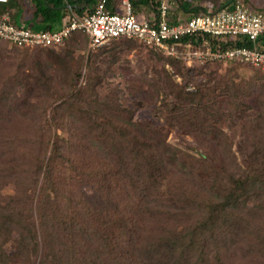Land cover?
<instances>
[{
  "label": "trees",
  "instance_id": "1",
  "mask_svg": "<svg viewBox=\"0 0 264 264\" xmlns=\"http://www.w3.org/2000/svg\"><path fill=\"white\" fill-rule=\"evenodd\" d=\"M140 1L130 0L134 12ZM228 1L224 0V5ZM238 1L251 3L232 0L230 4ZM29 2L32 13L22 0H10L6 8H16L15 18L25 9L24 13L30 15L28 21L46 29L54 28L66 6L65 0ZM118 4L119 0H108L107 8L120 12ZM155 4L159 9L160 2L155 0ZM79 35L90 39L88 33L76 31L60 46ZM116 40L137 39L110 41ZM261 41L264 43V36ZM247 45L252 46V42ZM150 47L185 64L189 73L203 65H189ZM66 57L69 61L65 65H69L74 56ZM98 69L90 66L89 80L83 88H77L72 77L65 98L64 88L58 93L52 76H34L33 83L26 78L13 79L27 92L10 119L26 125L16 130L0 128V264L30 258L40 249L29 206L30 191L36 186L40 187V224L49 237L46 256L50 264H226V254L238 242L233 237L235 213L244 210V199L250 192L247 184L255 180H248L240 174L241 167L231 162L230 170L224 163L213 164L205 154L197 157L172 145L167 141L164 123L135 119L133 109L121 104L120 84L107 86ZM190 77L181 84L172 76L164 80L169 91L159 111L170 124L175 122L179 129L191 133L216 134L222 133L216 122L245 112V84L232 76L220 80L210 76L199 81L195 90H189L188 85L194 83V76ZM104 87H110L109 91L100 95ZM216 94L218 99L214 100ZM72 95L85 101L91 98L95 100L91 103L101 108L90 107L84 114H75L68 136H61L59 130L65 125L59 123ZM224 102L226 106H222ZM229 102L234 111L229 109ZM39 130L43 131L37 138ZM11 182L14 193H7L5 188ZM50 192L53 196H48ZM256 209L264 212L260 204ZM9 243L16 244L15 251L7 250ZM249 246L251 255L244 256L264 261L262 238ZM233 257L235 263L246 258Z\"/></svg>",
  "mask_w": 264,
  "mask_h": 264
},
{
  "label": "rangeland",
  "instance_id": "2",
  "mask_svg": "<svg viewBox=\"0 0 264 264\" xmlns=\"http://www.w3.org/2000/svg\"><path fill=\"white\" fill-rule=\"evenodd\" d=\"M29 1L22 0V4L27 6L29 13H32L33 7L30 6ZM249 2L251 3L244 5L252 11L264 12V0H249ZM15 10L13 12H16ZM66 54L74 56V60L71 59L69 65H65L69 61ZM90 66L100 68L98 73L100 76H105L104 83L107 86L112 83L120 84L121 104L133 109L135 119H151L156 123H164L169 143L188 150L197 157L205 154L212 159L210 162L216 165L224 163L229 169L231 164L240 166V174L247 176L248 180L250 177L251 180H255L247 184L250 192L244 199L243 204H246L244 210L239 213L240 216L235 213L237 218L234 217V220L237 224L234 226L233 237H237L238 242H234L231 250L226 254V257L228 256L226 264H248L249 260H251L249 264H264L262 259L244 256L251 255L249 243L259 238L264 241V212L256 209L259 204L264 207V68L235 61H208L189 73L185 64L174 61L172 57L139 40H116L93 46L88 36L79 35L54 49L18 47L0 41V128L9 126L16 130L19 126L26 125L22 121L17 122L15 118L10 119L19 99H23L27 92L26 87L14 84L13 79L23 81L26 78L33 83L34 76H52L57 81L55 84L57 92L61 93V88H64L62 92L65 95L62 97L65 98L72 77L77 88L87 85ZM167 76H172L180 84L190 80L192 78L190 76H194L192 81L194 83L188 85L189 90H195L199 81H204L210 76H216L218 80L232 76L238 82L245 84V93L242 96L244 102L242 107L245 108V112L240 117L227 116L223 121L216 122L215 125L222 130V133L221 131H216V134L204 131L191 133L179 129L175 122L170 124L166 116L161 115L159 111L169 91L165 89L164 82ZM108 88H100L102 89L100 95L108 92ZM214 98V100L218 99L217 94ZM70 100L71 103L64 108V111L67 110L66 115L59 123L65 125L59 133L66 137L68 128L75 124V114L81 111L84 114V111L90 110V107L93 110L101 108V105L91 103L95 101L91 98L85 101L78 95H72ZM104 101L101 99V102L105 103ZM228 101L232 102V99ZM230 104L229 109L234 111L236 108L229 102ZM222 106H226V103L224 102ZM54 126L57 128L56 125ZM39 131L38 135L36 134L37 138L43 130ZM36 187H32L30 191L32 200L29 206L32 207V220L39 233L40 249L30 258H16L11 264H50L46 256L49 251V237L43 232L44 228L40 224V187ZM5 192L14 193V182L5 188ZM49 195L53 196L51 192L48 193ZM243 204L238 206L241 207ZM51 205L54 207L52 203ZM245 233L247 234L244 235ZM6 248L9 252H13L16 250V244L9 243ZM241 255L246 258L240 263L237 261L235 263L233 256Z\"/></svg>",
  "mask_w": 264,
  "mask_h": 264
},
{
  "label": "built area",
  "instance_id": "3",
  "mask_svg": "<svg viewBox=\"0 0 264 264\" xmlns=\"http://www.w3.org/2000/svg\"><path fill=\"white\" fill-rule=\"evenodd\" d=\"M9 2L0 0V39L18 47H59L73 32L83 31L93 46L133 37L189 65L235 61L264 68V46L260 44L264 12L252 11L239 1L172 22L169 0H161L153 20L138 19L130 1H125L123 12H112L108 0H99L93 11L79 15L69 8L61 26L42 30L20 25L14 10L6 8ZM191 36L194 38L189 40Z\"/></svg>",
  "mask_w": 264,
  "mask_h": 264
},
{
  "label": "crops",
  "instance_id": "4",
  "mask_svg": "<svg viewBox=\"0 0 264 264\" xmlns=\"http://www.w3.org/2000/svg\"><path fill=\"white\" fill-rule=\"evenodd\" d=\"M66 6L63 10V17L54 23L55 27H59L63 24L65 20L69 8L74 10L79 15L85 14L90 12L92 9L95 8L96 2L99 0H65ZM120 4L118 9L120 12L124 11L125 1L130 0H119ZM157 1V0H156ZM161 3V0H158ZM169 20L172 22H178L181 20H185L190 18L191 16L207 12V11H215L222 6H224V0H169ZM232 0L228 1L226 5L230 4ZM14 9V8H13ZM15 10V9H14ZM158 4H155V0H141L139 6L136 8L135 14L140 18H147L153 20L158 16ZM17 12V10H15ZM14 12V13H16ZM26 12L25 9L21 13L22 19L28 21L29 14L24 13ZM17 18V17H16ZM264 46L263 41L260 42Z\"/></svg>",
  "mask_w": 264,
  "mask_h": 264
},
{
  "label": "water",
  "instance_id": "5",
  "mask_svg": "<svg viewBox=\"0 0 264 264\" xmlns=\"http://www.w3.org/2000/svg\"><path fill=\"white\" fill-rule=\"evenodd\" d=\"M16 20H17V22H18L20 25H22V26H26V27H35L36 29H40V30L44 29V28H40V27H38V26L36 25V22L33 21V20H32V21H25L24 19H22L21 14H19V15L17 16ZM54 28H55V26H54Z\"/></svg>",
  "mask_w": 264,
  "mask_h": 264
}]
</instances>
